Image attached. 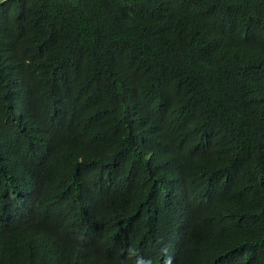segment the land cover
Masks as SVG:
<instances>
[{"label": "trees", "instance_id": "obj_1", "mask_svg": "<svg viewBox=\"0 0 264 264\" xmlns=\"http://www.w3.org/2000/svg\"><path fill=\"white\" fill-rule=\"evenodd\" d=\"M0 0V264H264V0Z\"/></svg>", "mask_w": 264, "mask_h": 264}, {"label": "water", "instance_id": "obj_2", "mask_svg": "<svg viewBox=\"0 0 264 264\" xmlns=\"http://www.w3.org/2000/svg\"><path fill=\"white\" fill-rule=\"evenodd\" d=\"M2 1H4V0H2ZM2 1H1V2H2Z\"/></svg>", "mask_w": 264, "mask_h": 264}]
</instances>
